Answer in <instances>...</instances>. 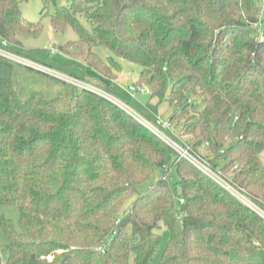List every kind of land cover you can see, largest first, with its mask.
Returning a JSON list of instances; mask_svg holds the SVG:
<instances>
[{
    "label": "trees",
    "instance_id": "16d2710c",
    "mask_svg": "<svg viewBox=\"0 0 264 264\" xmlns=\"http://www.w3.org/2000/svg\"><path fill=\"white\" fill-rule=\"evenodd\" d=\"M42 2L57 31L71 26L78 35L60 46L65 55L83 56L85 70L111 79L112 94L118 59L140 65L136 84L169 102L173 125L185 121L194 147L208 143L212 166L256 207L178 161L145 123L93 90L74 86L69 111L39 95L29 107L16 103L15 62L0 55V204L19 209L18 227L1 219L0 264H150L161 223L170 239L158 264H252L232 256L264 249L262 2ZM42 30L23 16L21 0H0V45L27 57L24 39ZM156 167L165 173L140 190Z\"/></svg>",
    "mask_w": 264,
    "mask_h": 264
},
{
    "label": "rangeland",
    "instance_id": "374dc122",
    "mask_svg": "<svg viewBox=\"0 0 264 264\" xmlns=\"http://www.w3.org/2000/svg\"><path fill=\"white\" fill-rule=\"evenodd\" d=\"M72 1L73 0H60V3L69 4ZM260 1L262 2V0ZM21 7L25 18L36 23L41 21L43 25V30L38 37L24 39L23 50L27 56L26 58L51 68L54 71L85 79L93 85L111 93L110 90L106 88V84L110 85V83H112L111 79L99 72L85 70L83 66V64H85L83 56L70 57L61 51L60 46H63L70 40H76L78 38L77 33L71 26H67L62 31H57L52 24L51 16L47 15L42 17L41 15L43 8L42 0H21ZM54 10L55 7L51 6L50 14L53 13ZM260 19H263L264 21L262 5L259 6L258 20ZM260 36L261 38H264L263 33ZM0 42H2L1 37ZM53 49L56 51L55 53L51 52ZM96 51L104 58L111 56V52L103 46L96 47ZM118 61L122 66V71L117 73L118 78L116 79L117 81H115L116 86L114 85L113 95L124 100L129 106L138 112L140 116H143L147 120H168L173 113V107L165 98L157 96L152 97L150 94L146 93H136L135 95H132L129 91V86L136 84L139 81V74L142 67L125 59H118ZM112 71L115 72V69L113 68ZM88 74L90 76H88ZM98 77H101L102 81H100ZM14 80L21 92L20 96L16 100V103L25 107H29L34 97L39 95L40 97L56 100L60 109L69 111L72 106L73 96L79 91V89L75 88L71 83L61 80L50 73H47L39 68H30L19 63H15L14 65ZM174 123L173 130L170 131V134L175 139H177L180 143L186 145L188 144L191 148L200 154L205 155L210 160L213 158L214 155L205 143L197 148L194 147L193 138L185 131V121L183 119L179 122L175 121ZM177 155L178 161H188L185 158H181L178 153ZM262 157H264V152L262 153ZM187 163L190 162L188 161ZM165 171V168L156 167L150 178L146 182L140 184V190L145 189L149 183L156 180L158 175L165 173ZM169 176L174 187L175 195L178 199L181 193V185L179 183L177 170L172 167ZM132 200L133 198L128 201L127 205L131 203ZM2 217L10 218L14 225L18 227V207L16 205L0 204V242L1 244H4L6 242V238L1 227ZM161 226L162 227L159 230V233L161 234V243L150 264H158L161 254L170 239V230L168 226L164 223H161ZM131 240L133 242H137L138 238L131 235ZM232 257L233 259L246 263L264 264V249H257L240 259L237 258L235 254H233Z\"/></svg>",
    "mask_w": 264,
    "mask_h": 264
},
{
    "label": "built area",
    "instance_id": "2783aa9c",
    "mask_svg": "<svg viewBox=\"0 0 264 264\" xmlns=\"http://www.w3.org/2000/svg\"><path fill=\"white\" fill-rule=\"evenodd\" d=\"M262 8L264 12V0H262ZM258 31H262L264 26L263 19H260L258 21ZM8 43L6 41L3 42L2 45H0V55L3 57H6L15 63L24 64L29 67H35L39 68L47 73H50L51 75L64 80L68 83H71L73 86H76L78 88L82 89H90L93 90L100 95L105 96L106 98L110 99L117 105L124 108L128 113L133 115L136 119L140 120L141 122L145 123L154 133H156L160 138H162L165 142H167L176 153H178L181 158L187 159L190 163H192L194 166H196L200 171H202L204 174H206L208 177H210L212 180L220 184L222 187H224L228 192L233 194L235 197H237L239 200L244 202L245 204L256 207L255 204L252 202L250 197L238 189L235 185L232 184V182L218 169H215L212 166V162L209 158H207L205 155L200 154L193 148H191L188 144L180 143L177 139H175L171 134L170 131L173 130V123L170 119L168 120H162L158 119L156 121H150L144 118L143 116H140L138 112H136L131 106H129L124 100L116 97L112 93H108L105 90L93 85L92 83L72 76L67 75L58 71H54L51 68H48L46 66H43L41 64H38L34 61L29 60L28 58L21 56L19 54H16L15 52L9 50L7 48ZM52 53H55L56 51L53 49L51 50ZM129 91L132 95H135L136 93H146L150 94L151 90L149 87L145 85L140 84H132L129 86ZM206 146L208 143L205 144ZM223 152V150H221Z\"/></svg>",
    "mask_w": 264,
    "mask_h": 264
}]
</instances>
